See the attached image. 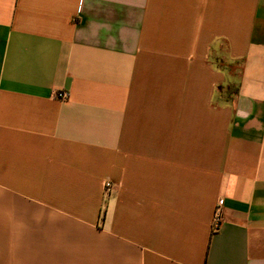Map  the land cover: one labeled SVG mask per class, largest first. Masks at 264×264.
I'll list each match as a JSON object with an SVG mask.
<instances>
[{"label":"crops","instance_id":"0c3cea01","mask_svg":"<svg viewBox=\"0 0 264 264\" xmlns=\"http://www.w3.org/2000/svg\"><path fill=\"white\" fill-rule=\"evenodd\" d=\"M0 264H264V0H0Z\"/></svg>","mask_w":264,"mask_h":264},{"label":"trees","instance_id":"16d2710c","mask_svg":"<svg viewBox=\"0 0 264 264\" xmlns=\"http://www.w3.org/2000/svg\"><path fill=\"white\" fill-rule=\"evenodd\" d=\"M224 52H212L210 56V61L217 68L232 73L233 76H237L240 68V61L229 62L225 60ZM218 92L220 96H224L227 102H231L238 93V86L234 83L233 85H228L227 87L219 86Z\"/></svg>","mask_w":264,"mask_h":264},{"label":"built area","instance_id":"2783aa9c","mask_svg":"<svg viewBox=\"0 0 264 264\" xmlns=\"http://www.w3.org/2000/svg\"><path fill=\"white\" fill-rule=\"evenodd\" d=\"M58 97L62 100L68 99L69 93L68 92H60L58 93ZM113 183L108 181L106 183V189H112ZM224 210H225V200L224 198L219 199L217 202L213 219H212V231L218 232L224 223Z\"/></svg>","mask_w":264,"mask_h":264}]
</instances>
